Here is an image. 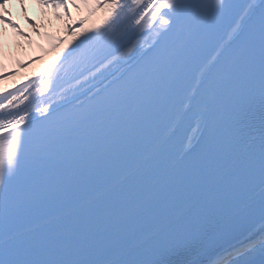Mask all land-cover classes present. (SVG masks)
Returning <instances> with one entry per match:
<instances>
[{"label":"snow or ice","instance_id":"1","mask_svg":"<svg viewBox=\"0 0 264 264\" xmlns=\"http://www.w3.org/2000/svg\"><path fill=\"white\" fill-rule=\"evenodd\" d=\"M93 8L39 99L0 96V264H264V0Z\"/></svg>","mask_w":264,"mask_h":264},{"label":"bare ground","instance_id":"2","mask_svg":"<svg viewBox=\"0 0 264 264\" xmlns=\"http://www.w3.org/2000/svg\"><path fill=\"white\" fill-rule=\"evenodd\" d=\"M80 5L82 12L81 17L73 20L75 24V34L71 33L63 38L61 36H51L49 29L42 27V20L48 13V9L40 0H9L6 9L3 11L15 22L18 27L12 24L0 21V47L7 43H12L16 37H23L31 35L35 39V54L27 46L26 53L18 58L14 65L9 70L0 75V96L11 93L17 95L19 89L25 96H30L43 83L41 77H46V74L51 71L63 58V56L83 37L91 33V30L101 26L107 16V11L103 8L95 9L93 5L95 0H76ZM72 18V17H71ZM34 21L35 23H31ZM72 20V19H71ZM84 20V24L79 22ZM83 29V32L80 30ZM152 32L141 40L149 41ZM6 37L9 38L8 42ZM42 37L45 41L41 40ZM28 91L25 92V87ZM39 99V95L36 96ZM29 97V99H32ZM27 103V101H25ZM36 100L33 101L35 106ZM23 107V104L20 105ZM15 111V109H10ZM261 223L256 222L254 231H259ZM246 233L239 236L237 240H233L234 244H239L240 241L245 240ZM228 253L221 251L216 257V260L223 261L227 264Z\"/></svg>","mask_w":264,"mask_h":264},{"label":"rangeland","instance_id":"3","mask_svg":"<svg viewBox=\"0 0 264 264\" xmlns=\"http://www.w3.org/2000/svg\"><path fill=\"white\" fill-rule=\"evenodd\" d=\"M76 4L78 3L74 4L73 0H69L68 12H70V16L62 7L56 8L50 4H43L47 7L48 13L43 17L42 27L49 29L51 36H61V38L73 33L72 29L70 31H66V29L69 24L73 25L75 29V24L72 22L74 19L81 17L82 9L79 4V7ZM6 40L8 42L9 38L6 37ZM41 40L45 41L43 37ZM35 43V39L27 34L25 38L16 37L12 43H7L5 46L0 47V74L6 73L15 64L16 60L26 53L27 46L35 54Z\"/></svg>","mask_w":264,"mask_h":264}]
</instances>
